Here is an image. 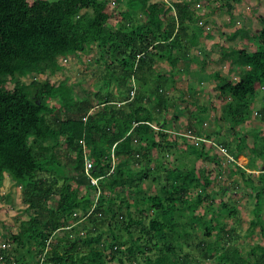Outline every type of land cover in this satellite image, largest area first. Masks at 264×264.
Returning a JSON list of instances; mask_svg holds the SVG:
<instances>
[{"label":"trees","instance_id":"obj_1","mask_svg":"<svg viewBox=\"0 0 264 264\" xmlns=\"http://www.w3.org/2000/svg\"><path fill=\"white\" fill-rule=\"evenodd\" d=\"M170 1L0 0V194L9 175L32 210L0 246V264H264V24L239 26L229 36L240 43L220 50L238 77L213 74L232 131L217 142L222 128H204L206 106L187 92L196 87L177 86L190 47L212 37L197 12L203 0ZM94 45L114 89L81 97L67 79L26 81ZM180 101L195 107L188 132L214 143L168 131L159 114ZM176 148L181 161H166ZM246 149L247 167L230 159ZM247 168L260 169L257 180ZM237 175L263 239L247 255L224 220L237 206L219 197L242 195L228 183Z\"/></svg>","mask_w":264,"mask_h":264},{"label":"rangeland","instance_id":"obj_2","mask_svg":"<svg viewBox=\"0 0 264 264\" xmlns=\"http://www.w3.org/2000/svg\"><path fill=\"white\" fill-rule=\"evenodd\" d=\"M230 2L232 4V8L230 9L228 8L229 4L227 0H211L210 3L203 0L201 3H197V12L199 11L200 14L204 13V16L200 17V20H202L207 29L211 31L212 37L208 41L201 39L197 46L190 47L191 50L188 52V57H190L189 61L186 59L187 62H183L179 65L180 74L178 79L179 82L177 83L178 88L182 89H187L188 86L192 85L196 87L192 91L187 92L190 94V98L193 100L192 102L195 101L198 104H204L206 106V110L201 113V115L204 116V128L207 130H215L218 126L222 128L220 135H214L217 142H223L224 139L231 137L232 131L229 129V122L222 118V105H219L220 103L218 102L219 91L214 88V86L217 85V79L213 74L218 70L223 75H228L231 79H236L238 77V71L231 68L229 60L220 58V50L224 45L233 46L234 44L237 45L240 43L237 39H233L229 36L239 26H247L249 29L256 31L264 24L261 20V18H264V0H231ZM119 5L122 9H125L123 1ZM110 20L113 22L114 18ZM98 60V48L94 45L89 51L81 52L72 58L66 60L61 58L60 62L63 65V70L61 72H57L56 74H50L48 72L43 74L33 73L26 78V81L30 82L32 79L37 78L40 80L50 79L51 82L57 83L63 79H67L70 83L75 85L81 97L84 95L85 90L91 88H99L102 93H105L109 87L112 89L114 84L111 83L109 87L106 85V81L102 79L100 75L101 67L100 63L97 62ZM178 94L179 91L175 90L171 96H178ZM262 97L259 96V99L261 100ZM170 99L172 101V98ZM215 103L218 107L214 105ZM179 104L184 106V108L180 109L179 106L181 105ZM194 108L195 107L188 101H180L177 102L174 107L168 108L167 111L160 113L159 119L168 124V131L176 132L179 136V134L188 132V117ZM254 115L255 113L253 117ZM253 117L252 119H255ZM251 125L252 123L250 126ZM250 126H243V133L246 132ZM253 126H255L254 123ZM262 127L264 128V126ZM181 137H183V135L179 136V140L185 141V139ZM209 150L212 151V148L210 147ZM178 151H180V149L176 148L174 151L166 153L163 158L166 159V161L179 162L181 158L179 157ZM251 156L252 154L249 149H246L244 153L238 156V160L240 164L247 167L246 164ZM203 165L207 170L214 167L213 162H207ZM219 167V164L215 166L216 171ZM256 170L258 171H248V174L255 180H257L256 175L260 172L259 168H256ZM224 180V176H221L220 183L217 184V186L222 184ZM228 183L231 184V188L235 187L237 184V190H241L243 193L240 196H232L227 191L219 195V197L223 200H227L231 205L237 206V215L226 216L224 220L228 226L227 228H233V243L239 246L242 252L247 255L252 246L259 242H263L261 237V225H257L256 227L251 225V220L256 218L254 213L256 199L249 194L248 188L243 191V187L245 186L240 176H234ZM147 188L148 191L152 190L146 183V189ZM23 193V187L16 184V182L7 175L2 187V193L0 194V246L8 245V237L11 233L19 231L21 222L28 218L30 212H32L31 209H28L27 203L24 201ZM50 204L52 205V203ZM262 214L264 216V208ZM43 215L49 218L48 213L45 212ZM115 231L119 232V230ZM123 233L126 239L128 235L125 231ZM112 236L113 234L107 230L104 237L112 240ZM4 243L6 244L4 245ZM143 258L144 256H141V259ZM207 262L209 264L213 263V261ZM207 262L203 260L202 264H208Z\"/></svg>","mask_w":264,"mask_h":264},{"label":"built area","instance_id":"obj_3","mask_svg":"<svg viewBox=\"0 0 264 264\" xmlns=\"http://www.w3.org/2000/svg\"><path fill=\"white\" fill-rule=\"evenodd\" d=\"M165 1H166L169 5H172L170 0H165ZM85 118H86V117H85ZM185 135H186V136H189V137H192L193 139H195V140H196V143H198L199 140H203V141H211L210 139H208V138H206V137H204V136L193 135L191 132H186ZM211 142L214 143L213 140H212ZM216 143H217V142H216ZM217 144H218V143H217ZM219 145H221V144H219ZM220 148H221L226 154H228V153L226 152V150H225L222 146H220ZM230 159H231V160H234L235 158H234V156L231 155V156H230ZM86 164H87V167H86V168H87V170H89L90 167H91V161H90L89 159H87V163H86ZM93 181L96 182V179L94 178ZM87 215H88V213H87ZM87 215H86V216H87Z\"/></svg>","mask_w":264,"mask_h":264},{"label":"clouds","instance_id":"obj_4","mask_svg":"<svg viewBox=\"0 0 264 264\" xmlns=\"http://www.w3.org/2000/svg\"><path fill=\"white\" fill-rule=\"evenodd\" d=\"M235 158V160H237V162H239V160H238V158L237 157H234ZM240 163V162H239ZM241 166H243L244 167V165H242V164H240ZM247 171H258V170H251V169H248L247 168ZM259 173V172H258Z\"/></svg>","mask_w":264,"mask_h":264}]
</instances>
